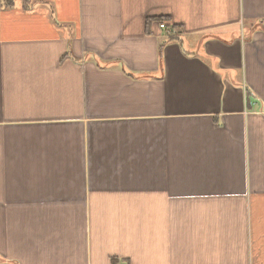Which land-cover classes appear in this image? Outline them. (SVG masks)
Returning a JSON list of instances; mask_svg holds the SVG:
<instances>
[{
    "label": "crops",
    "instance_id": "1",
    "mask_svg": "<svg viewBox=\"0 0 264 264\" xmlns=\"http://www.w3.org/2000/svg\"><path fill=\"white\" fill-rule=\"evenodd\" d=\"M0 264H264V0H0Z\"/></svg>",
    "mask_w": 264,
    "mask_h": 264
},
{
    "label": "built area",
    "instance_id": "2",
    "mask_svg": "<svg viewBox=\"0 0 264 264\" xmlns=\"http://www.w3.org/2000/svg\"><path fill=\"white\" fill-rule=\"evenodd\" d=\"M159 27H160V28H166V26H165L164 23H160V24H159ZM167 33H168V34H171V31L167 29Z\"/></svg>",
    "mask_w": 264,
    "mask_h": 264
},
{
    "label": "trees",
    "instance_id": "3",
    "mask_svg": "<svg viewBox=\"0 0 264 264\" xmlns=\"http://www.w3.org/2000/svg\"><path fill=\"white\" fill-rule=\"evenodd\" d=\"M5 2H11L12 0H4ZM168 30L172 31V28H169Z\"/></svg>",
    "mask_w": 264,
    "mask_h": 264
}]
</instances>
